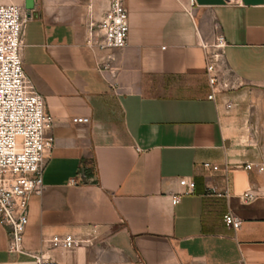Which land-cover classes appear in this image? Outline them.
I'll list each match as a JSON object with an SVG mask.
<instances>
[{"label": "crops", "instance_id": "crops-1", "mask_svg": "<svg viewBox=\"0 0 264 264\" xmlns=\"http://www.w3.org/2000/svg\"><path fill=\"white\" fill-rule=\"evenodd\" d=\"M193 1L126 0L127 43L112 51L86 44L107 0H34L24 10L22 68L54 143L44 190L29 199L26 253L7 251L0 224V264H36V255L58 264H264V172L244 168L264 161V0ZM8 3L24 9V0H0ZM216 35L227 88L209 100L203 46ZM225 174L228 197L209 195ZM182 177L195 183L189 195ZM228 212L241 222L236 232L223 223ZM65 235L79 243L50 247Z\"/></svg>", "mask_w": 264, "mask_h": 264}, {"label": "built area", "instance_id": "built-area-1", "mask_svg": "<svg viewBox=\"0 0 264 264\" xmlns=\"http://www.w3.org/2000/svg\"><path fill=\"white\" fill-rule=\"evenodd\" d=\"M225 1L231 3L233 0ZM190 3L193 6L194 1L190 0ZM25 23L23 7L13 3L0 4V224L7 229V251L11 254L26 253L22 242L28 224L29 199L32 195H41L44 190L43 173L54 143V138L47 134L52 127V118L22 68ZM217 29L218 25L215 26ZM128 31L126 0H107V8L99 23L89 27L86 44L103 51L120 49L127 43ZM224 47L221 35H216L210 46H203L209 100H214L218 90L227 88L217 69ZM72 123L87 124L89 119L74 118ZM253 166L259 173L264 172V161L256 165L246 164L244 168ZM203 168L210 173L220 172L210 163H204ZM178 185L184 189L183 195L191 194L195 187L193 180L184 177L178 179ZM209 195L228 197L226 174L223 186L210 187ZM253 196L246 191L242 198L250 200ZM171 199L176 205L180 196L173 195ZM223 223L235 232L241 225L230 212L223 216ZM48 243L51 248L63 246L71 249L79 241L65 235L53 236ZM35 261L36 264H58L44 255H36Z\"/></svg>", "mask_w": 264, "mask_h": 264}, {"label": "water", "instance_id": "water-1", "mask_svg": "<svg viewBox=\"0 0 264 264\" xmlns=\"http://www.w3.org/2000/svg\"><path fill=\"white\" fill-rule=\"evenodd\" d=\"M34 7V0H24V10L28 13L33 9Z\"/></svg>", "mask_w": 264, "mask_h": 264}]
</instances>
